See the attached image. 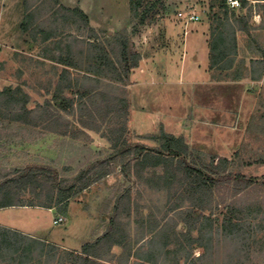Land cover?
<instances>
[{"label": "rangeland", "instance_id": "374dc122", "mask_svg": "<svg viewBox=\"0 0 264 264\" xmlns=\"http://www.w3.org/2000/svg\"><path fill=\"white\" fill-rule=\"evenodd\" d=\"M137 1H140V14L147 11L144 21L133 17L130 0H0V90L21 86L30 95L28 107L40 110L51 100L61 72L69 70L72 78L95 89L93 99L66 93L75 99V110L60 112L71 121V129L75 131L82 128L79 103L85 102L89 109L102 107L105 101L101 91L106 93V98L128 97L125 138L132 145L130 151L114 149L101 132L94 130L83 129L85 134L75 136L54 134L0 115V180L15 168L38 163L55 168L59 179L65 180L62 183L69 186L73 182L77 186L86 181L90 183L86 188H74L70 199L56 207V212L0 211V219L7 222L22 225L30 217L33 227L46 225L48 231L43 234L67 244L60 245L63 250L81 251L83 245L74 248L78 243L92 242L102 235L114 214L116 198L128 189L146 216L151 215L161 224L170 220L177 229L184 227L179 214L169 212L170 204H179L182 200L165 190L151 189L145 178L136 174L135 145L157 146L151 136L162 129L183 136L192 149L206 155L233 160L241 155L245 161L264 158V56L261 51L264 49V0H244L247 2L244 8L240 0V7L235 10L229 7L232 22L239 15L250 14L249 29L237 32V54L229 56L234 59L232 66L213 67L211 77L206 71L208 60L211 64L208 47L197 29L202 24L209 25L210 42L212 28L217 26L214 13L221 11V0ZM76 7L85 12L89 24L65 11ZM189 11L201 19L186 23L179 12ZM118 32L129 38L130 51L141 55L139 65L123 80L92 71L98 62V53L90 42H103L108 47L107 41ZM48 33L51 37L46 39ZM87 77H97L100 82ZM60 101L53 100L51 104L58 108ZM103 124L101 130L108 132L107 123ZM242 171L264 176V162H254ZM103 172L108 174L102 176ZM24 198L28 200L31 196L27 194ZM254 199L250 194H241L229 197L228 203L235 201L245 206ZM120 210L121 219L131 223L128 231L133 243L139 246L142 241L137 240L148 232L149 223L142 226L135 210L130 218L124 207ZM226 211L224 204H214L206 211L214 219L216 236L204 259L197 263L264 264V244L257 243L264 237L263 218L252 223L256 237L238 251L232 240L225 238L221 227ZM54 213L55 217L64 215L65 218L70 213L69 217L74 215L75 219L70 225L66 220L55 225ZM96 229L97 233L93 234ZM121 251L119 247L114 250L116 254ZM203 252V248L197 247L193 256Z\"/></svg>", "mask_w": 264, "mask_h": 264}, {"label": "trees", "instance_id": "16d2710c", "mask_svg": "<svg viewBox=\"0 0 264 264\" xmlns=\"http://www.w3.org/2000/svg\"><path fill=\"white\" fill-rule=\"evenodd\" d=\"M226 1L221 0V11L214 13L217 26L212 28L209 42L212 68L218 66L228 69L232 66L234 59H229V56L237 54V32L249 29L250 14L235 17L232 12L235 17L232 22ZM130 4L133 17L144 21L147 11L140 14V1L130 0ZM246 4L243 0L241 8ZM65 11L89 24L88 16L82 9L65 8ZM136 27L135 24L134 31ZM25 28L28 27L25 25ZM50 37L48 33L46 39ZM90 43L98 53V62L92 69L98 74H109L123 80L139 65L141 55L130 51L129 38L124 33L114 34L107 41L108 47L103 42ZM261 51L264 56V49ZM253 77L258 78V75L253 73ZM87 78L100 82L97 77ZM94 90L85 82L72 78L69 70H63L51 100L40 110L28 107L30 95L21 86H8L0 90V115L61 135L75 136L77 133L85 134L83 129L94 130L101 132L114 149L130 151L132 145L125 138L128 132V97L106 98V93L101 91L99 93L103 94L105 101L102 107L89 109L85 102L79 103V124L82 128L76 131L71 129V121L60 112L72 113L75 110V99L66 96V93L78 95L80 99H93ZM53 100H61L63 103L60 101L61 105L54 108L51 104ZM2 107L6 109L5 112ZM84 115L87 117L84 118ZM104 122L107 123L108 132L101 130ZM151 139L158 145H135L136 174L145 178L151 189L165 190L171 196L176 195L182 203H188L187 206L181 202L170 204L169 212L179 214L184 224L182 229H177L176 224H171L170 220L161 224L154 221L151 215L146 216L143 209L139 210V205L134 203L132 192L128 189L116 198L114 214L105 232L94 241L85 243L81 251L63 250L58 244L0 225V264H66V261L67 264H181L183 261L198 264L210 250L216 236L214 219L212 215L206 214L214 204H224L227 208L221 222L225 238L232 240L236 250H243L246 243L256 237L252 223L259 220V217L264 220V176L248 175L242 168L254 162H264V158L245 161L239 154L234 160L225 156L206 155L192 149L183 136H176L163 129L159 134L152 135ZM106 174L108 172H103L102 176ZM63 181L59 179L58 171L49 165L34 163L15 168L10 175L0 180V208L24 205L58 207L70 199L74 188L79 190L90 185L86 181L79 186L77 182L69 186ZM27 194L31 196L28 200L24 198ZM241 194H250L255 199L245 206L235 201L228 203L229 197L236 198ZM121 207L125 208L129 218L135 210L140 217L137 221L142 226L144 223L150 225L148 232L137 240L142 241L139 246L133 243L128 231L131 223L120 217ZM257 243L264 244V237ZM117 247L122 249L120 254L114 252ZM197 247L203 248L204 252L193 256Z\"/></svg>", "mask_w": 264, "mask_h": 264}, {"label": "crops", "instance_id": "0c3cea01", "mask_svg": "<svg viewBox=\"0 0 264 264\" xmlns=\"http://www.w3.org/2000/svg\"><path fill=\"white\" fill-rule=\"evenodd\" d=\"M231 9L235 10V8H231ZM197 30L200 33H202V35H203V41L207 44V47H208V57H209L210 56L209 55V50H210L209 49V41H208L209 38H210L209 25L202 24L201 27L199 29H197ZM213 69L214 68H211L210 67V62L208 60V66L206 68V71H207V73H208V75L210 77H211L210 74L213 72ZM32 209L39 210V211H46L47 213L56 212V207H54V208H47V207H41V206H28V205L4 207V208H0V211H5V210H32ZM69 214L70 213H68V215L66 217V221L70 225L71 220L74 218V215L72 217H69ZM36 218H40V217L37 216ZM54 218H55V213H54L53 218H52L53 224H54ZM28 220L29 221H26V222L23 221V222H21L22 225H19V223H11V222H7L5 220L0 219V225L9 227V228L14 229V230H18V231H20L22 233H25V234H28L30 236H34V237L43 239V240L48 241V242H50V241L51 242H56L55 244H58V245H61V246H67V244H65V243H62V242L57 241V240H54L53 238H51V237H49L47 235H44L43 232L44 231L45 232L48 231L46 225L40 224V225H36V227L35 226L33 227L32 224H31V221L32 220H31L30 217H29ZM27 222L30 223V224H28ZM97 231H98V229H96V231L93 234H96ZM87 242L88 241H81L80 243H78L77 247H74V248H78L79 249V248H81L82 245H84Z\"/></svg>", "mask_w": 264, "mask_h": 264}, {"label": "built area", "instance_id": "2783aa9c", "mask_svg": "<svg viewBox=\"0 0 264 264\" xmlns=\"http://www.w3.org/2000/svg\"><path fill=\"white\" fill-rule=\"evenodd\" d=\"M226 3L230 8H238L241 6L240 0H227ZM179 16L184 18L186 23L198 22L201 19L198 14L190 12V11L189 12H179ZM65 220L66 218L64 217V215H58L54 218V224L55 225L63 224Z\"/></svg>", "mask_w": 264, "mask_h": 264}]
</instances>
